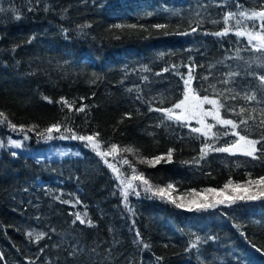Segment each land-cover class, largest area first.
Segmentation results:
<instances>
[{
	"label": "trees",
	"instance_id": "16d2710c",
	"mask_svg": "<svg viewBox=\"0 0 264 264\" xmlns=\"http://www.w3.org/2000/svg\"><path fill=\"white\" fill-rule=\"evenodd\" d=\"M238 5L261 10L260 0H0V111L7 117L0 124V140L5 144L18 137L11 124L24 126L30 145L43 149L48 145L37 133L53 123L77 135L99 132L101 151L113 143L134 149L118 151L129 161L123 165L124 178L135 168L154 188L172 183L173 197L222 187L229 178L244 182L246 172L253 178L264 175V162L242 155L210 152L199 165L183 163L199 155L202 140L193 139L196 134L189 128L162 123L161 113L148 110L149 102L167 108L177 100L182 80L174 73L186 77L183 65H189L196 77L193 88L201 96L221 99L236 113L242 106L256 108V122L249 121L247 134L261 135L264 104L244 96L256 91L259 98L256 77L264 74V61L254 51L256 41L249 45L247 35L235 36V19L223 22L228 12L240 11ZM237 18L242 28L258 30L253 27L258 17ZM197 23L199 29L192 32ZM132 24L137 27H128ZM156 24L167 27L157 29ZM225 27L227 36L211 34ZM184 31L189 34H177ZM173 64L179 67L172 69ZM165 67L170 70L164 72ZM224 79L231 82L220 83ZM80 107L85 112H78ZM236 113L222 110L225 118L239 122ZM32 125L38 127L27 131ZM58 135L53 133L50 145L77 148L81 155L38 160L13 155L7 145L0 148V264H264V255L253 247L264 252V201L237 202L223 209L228 214L189 213L146 198L141 190L138 197L129 195L126 208L122 186L104 160L85 142L64 143ZM225 139L234 137L220 144ZM169 149H174L171 162L147 163ZM85 211L86 223L73 224L74 214ZM37 233H45L39 242ZM197 237L200 243L191 248Z\"/></svg>",
	"mask_w": 264,
	"mask_h": 264
},
{
	"label": "snow or ice",
	"instance_id": "6c2138e0",
	"mask_svg": "<svg viewBox=\"0 0 264 264\" xmlns=\"http://www.w3.org/2000/svg\"><path fill=\"white\" fill-rule=\"evenodd\" d=\"M244 5H238V9L240 11L237 12H228V14L224 17V23L227 24L230 19L236 20L235 27L237 30L235 31V36L240 37L243 35H247L248 44L251 45L253 41L257 43L254 45V51L261 54V60L264 61V0H260V11H247L243 10ZM30 11L32 9H29ZM2 11V9H0ZM47 11V9H45ZM248 18L252 19L258 17L260 20L259 25H254V28H258L256 31H248L247 28H242L241 19L237 18ZM20 17L17 16L16 19ZM213 24L218 21H211ZM90 25L81 26L89 27ZM199 23H197L196 27H192L191 31L196 32L199 29ZM116 28H123L124 25L117 24ZM130 28H136L135 24L128 25ZM157 29H164L167 27L165 24H156L154 26ZM229 33V28L225 27L223 30L215 31L211 33L216 37H225ZM168 34V33H165ZM180 35H188V31L177 33ZM208 34V33H205ZM188 68L187 76L180 72H175L174 74L179 75L182 80V85L180 86V90L178 93L177 100L171 103L170 107H152L151 102H149L148 110L155 111L161 113V122L171 121L173 124L181 127V128H189L190 133L196 134L192 138L195 140H202V144L199 149V155L194 156L191 161H182L183 163H191L199 165L201 160L206 159L210 152L216 153H227L229 155H242L245 157H250L252 160H260L264 162V108L260 109L261 119L259 120L258 127L262 129V133L258 138H250V135L247 134L249 132V121L256 122V117L253 115L257 111L256 108H246L240 107L239 112L236 113L235 107L231 105H226L221 102V99L210 98L209 95L205 94L203 96L200 95L197 89L193 88V81L196 77L193 74V67L189 65H183ZM264 66V65H262ZM179 66L173 64L171 66L172 69H177ZM170 69L165 67L163 69L164 72H168ZM143 71H149L148 68H144ZM160 73H156L159 75ZM229 77L234 75H239L238 73H228ZM144 80H147L148 77L144 76ZM204 80H207L208 77L204 76ZM256 79L260 82V87L257 91H259L260 96L258 98L256 91L249 93H245L244 99L249 102H255L256 104H264V74L258 75ZM230 79L221 80L220 83L228 84L230 83ZM198 87H203V85H199ZM213 90L215 91V85H211ZM230 92L233 90H229ZM220 94L219 92L217 93ZM235 99L236 96L233 95L231 97ZM49 103H52L50 99L45 97ZM137 99H141L140 96H137ZM163 100H160L159 103L163 104ZM63 104L71 110L72 105L68 103L67 100H63ZM205 105H211V108H206ZM222 110L225 112L236 113L241 117L239 122L231 118H225L222 115ZM78 112H85V107H80L77 109ZM248 113L245 116V113ZM128 118H131L130 114H128ZM7 120V117L3 111H0V124H3ZM209 120L214 123H210ZM195 121L197 126H192V122ZM122 122V121H121ZM241 125L244 127L241 128ZM11 129L13 131H19L23 133V139L28 140L30 137L27 135L24 126H19L15 124H11ZM159 126V125H157ZM217 126H221L223 131H214L217 129ZM38 127V125H32L28 128L27 131H32L34 128ZM62 124L57 122L52 125L46 127L42 132L37 133L38 137H43L45 140L54 139L53 133H58L56 139H73L79 140L85 143V147H91L92 151L96 156H99L101 160H104V163L107 164V167L112 170L113 173H117L113 178L119 181L118 187L122 186V190L120 195L123 197L124 206L128 208V197L129 195L140 196L141 190L145 194L146 198H156L163 200L166 203H170L176 209H182L189 213H200V212H208L220 210L217 214H228L224 213L223 209L225 208H233L237 202H255V201H264V175H260L256 178H253L250 172H246L245 175L248 179L244 182H234L231 178H229L225 183H223L222 187H206L201 189L200 191L203 193L213 194L216 196H223V198H213L211 200H188L185 201L184 197L173 198L171 195H167L166 193L169 190H173L174 185L172 183H168L167 187H156L154 188L148 179H145L143 173H138L135 168H131V179L124 178L123 174H120V170L113 163H109L105 158L109 155L115 154L118 151L134 153V149L131 147H125L124 149H118L116 144H111L107 151H101V144L98 142V137L100 135L99 132H94L92 135H77L73 128L65 126L64 131H61ZM71 133V135H68ZM234 137V139L227 140L223 144H220V140L226 137ZM8 143L14 148H21L22 142L9 139ZM219 145V146H217ZM4 145L0 143V147ZM259 146V147H258ZM174 149H169L166 156L158 155L155 156L152 160L147 161L150 166H154L155 164L160 163L161 161L171 162L172 155ZM15 155V153H12ZM140 163H145V160L141 159ZM123 164L128 165L129 161L127 159H123ZM237 167H239V163H237ZM209 175L211 173H208ZM139 180L141 182L140 185H134L133 181ZM142 186V187H141ZM239 190V191H238ZM115 194V193H114ZM193 194H195V190H193ZM56 199H59L57 196ZM62 203L68 204L70 201L62 200ZM77 203L79 201L77 200ZM75 207V205H73ZM131 211V208H129ZM75 219L73 220V224L76 221H79L80 224L86 223L87 211L84 212L83 216L76 212L74 214ZM87 224L90 227H93L92 221L90 219L87 220ZM54 231V230H53ZM34 235L33 232H28V236L32 237ZM45 233H37L35 234V240L39 242L43 239ZM139 232H136V236L139 237ZM138 243H142L144 248H148L149 245L143 243L142 240L137 241ZM200 243V238L197 237L195 241L191 242V248H197V245ZM257 252H261L264 255V252L259 247L253 245ZM156 259L162 260L163 257H156ZM4 261V254L0 252V262Z\"/></svg>",
	"mask_w": 264,
	"mask_h": 264
},
{
	"label": "rangeland",
	"instance_id": "374dc122",
	"mask_svg": "<svg viewBox=\"0 0 264 264\" xmlns=\"http://www.w3.org/2000/svg\"><path fill=\"white\" fill-rule=\"evenodd\" d=\"M206 108H211V105H205ZM210 123H214L213 121L209 120ZM192 126H197L195 124V121L192 122ZM222 130L223 131V128L221 126H217V129H214V131H217V130ZM27 135L31 137V135H29L27 133ZM16 136H18L17 138H14V137H11V139L13 140H17V141H21L22 142V147L21 148H14L12 147L8 142H6L5 144L3 143V141L0 140V143H2L3 145H7L10 147V149L14 152V153H20V154H23V155H28V156H31L35 159H38V160H44V159H60V158H65V157H79L81 155V151L77 148H73V147H64V146H54V145H50L51 143V140H45L44 138L41 139V142L42 143H45V145H48L47 148L43 149V148H37V147H32L30 145V139L28 140H24L23 139V133H17ZM1 139V138H0ZM64 143H68V141L64 140L63 141ZM86 143V142H85ZM1 148V147H0ZM91 149V147H88ZM92 150V149H91ZM116 154V153H115ZM114 155H110V161L109 163H113L115 164V166L119 168L120 170V174H123V171H124V168H123V155L124 154H121L119 152H117L116 156ZM117 175V173H116ZM131 175L132 173L131 172H128V179H131ZM135 183H138V185L141 184V182L139 180H136V181H133V184L134 185H137ZM142 187V186H141ZM239 191V190H238ZM167 195H172V193L170 191H168L166 193V196ZM181 197V196H179ZM179 197H173V198H179ZM213 198H223V196H216L214 197L213 194H209V193H200V194H189V196H184V199L185 201H188V200H211Z\"/></svg>",
	"mask_w": 264,
	"mask_h": 264
}]
</instances>
